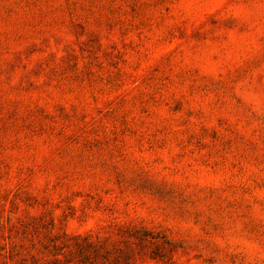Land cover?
Segmentation results:
<instances>
[{
    "label": "rangeland",
    "instance_id": "374dc122",
    "mask_svg": "<svg viewBox=\"0 0 264 264\" xmlns=\"http://www.w3.org/2000/svg\"><path fill=\"white\" fill-rule=\"evenodd\" d=\"M83 257L264 264V0H0V264Z\"/></svg>",
    "mask_w": 264,
    "mask_h": 264
},
{
    "label": "trees",
    "instance_id": "16d2710c",
    "mask_svg": "<svg viewBox=\"0 0 264 264\" xmlns=\"http://www.w3.org/2000/svg\"><path fill=\"white\" fill-rule=\"evenodd\" d=\"M84 240H86L88 243H87V245H92L93 243H92V241H90V240H88L87 238H85ZM83 261H87V263H85V264H96L97 262H95V261H93V260H87V258L86 257H83Z\"/></svg>",
    "mask_w": 264,
    "mask_h": 264
}]
</instances>
